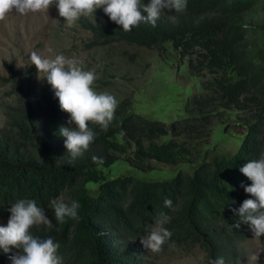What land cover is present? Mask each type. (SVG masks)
Returning <instances> with one entry per match:
<instances>
[{"label": "trees", "instance_id": "1", "mask_svg": "<svg viewBox=\"0 0 264 264\" xmlns=\"http://www.w3.org/2000/svg\"><path fill=\"white\" fill-rule=\"evenodd\" d=\"M257 13L262 16L253 22ZM91 20L83 21L92 30L88 45L170 48L187 57L200 91L187 99L184 117L168 124L125 113L128 101L122 100L107 131L89 123L96 138L73 160L60 135L69 127L66 112L51 85L45 81L36 95L30 81L26 90L12 84L14 98L0 127V218L10 217L16 201L30 199L52 224L33 226L32 235L57 242L63 264H146L140 240L164 212L171 217L164 227L172 233L165 246L197 248L205 264L220 257L239 264L240 243L251 229L232 209L253 198L241 186L251 181L240 168L264 153V0H187L186 12L165 11L155 27L142 23L128 32L103 8ZM9 80L0 77V85ZM231 111L248 114L242 141L232 154L211 155V125L230 119ZM119 158L141 170L152 169V161L193 167L169 180L107 178L103 168ZM88 182L96 184L94 193ZM64 194L65 203L79 204V220H56L51 201ZM9 255L0 250V264H11Z\"/></svg>", "mask_w": 264, "mask_h": 264}, {"label": "rangeland", "instance_id": "2", "mask_svg": "<svg viewBox=\"0 0 264 264\" xmlns=\"http://www.w3.org/2000/svg\"><path fill=\"white\" fill-rule=\"evenodd\" d=\"M96 12V11H95ZM95 15L81 16L69 26L58 9L53 5L48 12L21 14L15 10L0 22V77L9 82L0 85V127L5 120L4 109L14 98L12 84L27 89L28 81L32 91L38 95L45 79L39 74L30 59L35 51L42 58L54 59L64 55L69 59L82 61L84 70L94 71L97 79L93 87L98 93H108L115 97L118 105L124 99L128 104L123 111H132L143 117L170 123L184 117L187 99L201 88V79L190 76L187 57L180 58L170 48L158 50L125 43L91 46L92 37L82 26L80 19H91ZM262 14L257 13L253 22H258ZM250 20V19H248ZM230 119L215 121L211 125L210 154L229 155L235 152L246 131L248 114L231 111ZM67 121L69 114L66 113ZM74 126V125H72ZM163 139H166L163 138ZM152 169L141 170L123 158L115 160L103 171L107 178L129 176L136 180L161 181L173 178L179 169L191 172L193 165H176L152 161ZM96 186L88 182L91 193ZM64 194L60 199H66ZM9 218H0V226H7ZM204 252L195 248L167 247L153 253L145 248L146 264H205ZM258 257V259H253ZM239 264H264V235L254 237L250 230L247 238L240 243Z\"/></svg>", "mask_w": 264, "mask_h": 264}, {"label": "clouds", "instance_id": "3", "mask_svg": "<svg viewBox=\"0 0 264 264\" xmlns=\"http://www.w3.org/2000/svg\"><path fill=\"white\" fill-rule=\"evenodd\" d=\"M58 9L59 16L71 26L81 16L95 13L100 16V10L109 19L122 26L125 32L131 31L142 23H150L153 27L165 11L184 13L187 10V0H0V22L6 20L7 14L13 10L26 14L48 12L50 6ZM96 11V12H95ZM93 18V17H92ZM91 18V19H92ZM91 19H80L92 21ZM86 29V28H85ZM91 37L92 30L86 29ZM30 59L35 65L39 78L45 79L59 99L62 111L69 114L66 123L69 127H62L60 135L65 138L67 153L75 160L89 150L96 138V133L89 127V123L99 125L101 130L107 131L114 120L118 101L108 93H98L93 87L97 76L94 71L84 70L82 61L66 58L60 54L54 59L42 58L35 51ZM43 82V84H44ZM42 84V85H43ZM65 113V114H66ZM74 125V127L72 126ZM240 171L251 181L250 186H244V191L253 197L245 199L238 209L232 211L239 216L240 222L249 225L254 237L264 235V153L257 160L247 162ZM234 203V201H233ZM165 207L175 211L170 199L164 200ZM51 206L58 222L65 218L79 220L77 202L70 205L63 200H52ZM11 213L7 226H0V250L8 256L11 264H63L58 255L60 245L51 237L40 238L32 235L30 229L43 224L52 227L45 210L30 199L16 201L9 208ZM171 217L161 212L153 225L148 226L149 234L142 237L141 244L153 253H159L171 238L172 233L164 227ZM240 224L233 225L239 228ZM174 243L170 247H174ZM258 259V257H253ZM209 264H225L222 257L209 261Z\"/></svg>", "mask_w": 264, "mask_h": 264}]
</instances>
